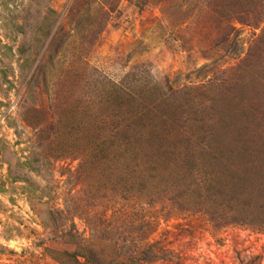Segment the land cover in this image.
I'll return each mask as SVG.
<instances>
[{"label": "rangeland", "instance_id": "rangeland-1", "mask_svg": "<svg viewBox=\"0 0 264 264\" xmlns=\"http://www.w3.org/2000/svg\"><path fill=\"white\" fill-rule=\"evenodd\" d=\"M0 264H264V0H0Z\"/></svg>", "mask_w": 264, "mask_h": 264}]
</instances>
